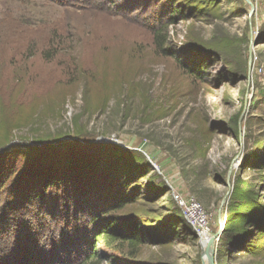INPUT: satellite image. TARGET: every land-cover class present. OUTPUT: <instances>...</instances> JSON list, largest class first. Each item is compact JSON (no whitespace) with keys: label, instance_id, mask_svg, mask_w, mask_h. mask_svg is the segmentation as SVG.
Listing matches in <instances>:
<instances>
[{"label":"rangeland","instance_id":"obj_1","mask_svg":"<svg viewBox=\"0 0 264 264\" xmlns=\"http://www.w3.org/2000/svg\"><path fill=\"white\" fill-rule=\"evenodd\" d=\"M250 1L252 14L248 0H97L107 5L87 11L0 0V141L40 159L37 169L61 166L79 188L68 190L78 213L63 214L60 200L55 211L15 213L20 224L37 220L42 263L97 250L103 264H202L204 236L180 202L202 206L211 237L229 193L216 264H264V252L238 247L262 240L246 222L224 234L232 201L245 195V210L264 211V0ZM173 9L185 12L166 30L176 58L155 36ZM190 56L205 62L204 81L180 69ZM125 193L135 203L110 211ZM91 211H109L98 223L131 220L146 243L133 254L93 242Z\"/></svg>","mask_w":264,"mask_h":264},{"label":"trees","instance_id":"obj_2","mask_svg":"<svg viewBox=\"0 0 264 264\" xmlns=\"http://www.w3.org/2000/svg\"><path fill=\"white\" fill-rule=\"evenodd\" d=\"M49 1L59 2L65 7L81 11H87L95 5H107L104 2H97V0ZM168 1L173 2L174 0ZM173 16L182 18L185 16V12L173 9L172 15L169 16L172 18L168 22L162 23L159 30L156 31V28L154 30L156 31L155 36L158 49L165 56L176 58L174 50L166 48V30L170 23L176 21ZM162 32H165V34ZM177 63L180 69L191 79L200 81L206 79L205 62H200L197 57L190 56V58L183 61L179 60L178 57ZM241 71L245 72L244 65ZM3 145H5L4 140L0 141V146ZM5 147L0 148V264H65L66 262H63L53 252H50L54 256L53 259L51 257L45 258L44 263L38 259L35 254V247H39L40 245V242L37 241L40 228L37 220H34V223L23 222L20 224L21 220L19 219L21 218L15 216V213H27L28 207L32 208V211H28L30 214L35 212L37 215H41L43 210L55 211V209L49 207L55 203L53 200H60L61 204H63V214L67 215L72 209L78 213L79 206L77 203L74 204V199L72 196L70 197L68 191L69 189L73 190L72 192L79 191L77 183L73 182L67 175H61L64 174L59 172L61 166L51 164L47 169H37L41 164L39 163L40 159L35 160L32 156L23 155L22 153L11 155L9 152H6L7 149ZM261 163L259 162V164ZM86 192L85 190L83 195ZM127 193L122 197L120 196L121 198L116 196V203L110 206L109 210L116 212L131 203H135V196L128 195ZM4 195H6V198H4ZM3 201H8L10 204L5 205ZM248 201H252V198L245 197V195L241 200L232 201L231 208L227 214L228 220L224 234L231 235L243 221L246 222L252 231L262 237V240H258L257 242L241 241L238 247L240 246L243 252L253 255L257 251L264 252V211L257 216L256 213L258 211L255 213L251 209L245 210ZM108 212L104 213L103 216L93 211L89 214L92 215L90 226H93L91 235L93 242L104 244L119 253H123L126 247H129L133 254L136 253L133 251H137L136 249L141 248L146 243V239L143 237L140 229L138 230L137 224L120 216H110L104 222L98 223L99 220L108 215ZM25 230H28L29 233ZM249 234L250 232H247V235ZM251 243L252 245H250ZM29 250L32 251L27 253ZM100 254L97 250H94L87 253V255H83L77 262L72 264H103L104 260L100 257Z\"/></svg>","mask_w":264,"mask_h":264},{"label":"built area","instance_id":"obj_3","mask_svg":"<svg viewBox=\"0 0 264 264\" xmlns=\"http://www.w3.org/2000/svg\"><path fill=\"white\" fill-rule=\"evenodd\" d=\"M180 206L188 224L197 231L201 237L208 236L210 227L207 215L202 206L194 199L182 200Z\"/></svg>","mask_w":264,"mask_h":264},{"label":"water","instance_id":"obj_4","mask_svg":"<svg viewBox=\"0 0 264 264\" xmlns=\"http://www.w3.org/2000/svg\"><path fill=\"white\" fill-rule=\"evenodd\" d=\"M248 2H250L252 6V11H251V14H252L255 11V6L252 4L250 0H248ZM251 72H252V57H250V61H249V79L251 77ZM233 168H234V163L230 167L229 174L233 171ZM228 195L229 193L224 198L222 205L220 207V210H219L220 231L216 233L215 235L211 236L206 244L203 243V250L201 253V263L202 264H216L217 242L220 239V236L222 235V232H223V223H222V218H221L222 208L226 202Z\"/></svg>","mask_w":264,"mask_h":264},{"label":"bare ground","instance_id":"obj_5","mask_svg":"<svg viewBox=\"0 0 264 264\" xmlns=\"http://www.w3.org/2000/svg\"><path fill=\"white\" fill-rule=\"evenodd\" d=\"M209 238H210L209 236H205V237L203 238V239H205L203 243L206 244L207 241L209 240Z\"/></svg>","mask_w":264,"mask_h":264}]
</instances>
